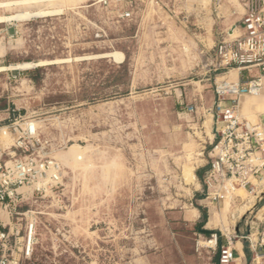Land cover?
<instances>
[{
	"label": "rangeland",
	"instance_id": "obj_1",
	"mask_svg": "<svg viewBox=\"0 0 264 264\" xmlns=\"http://www.w3.org/2000/svg\"><path fill=\"white\" fill-rule=\"evenodd\" d=\"M222 6L0 0V149L29 143L21 137L33 124V151L63 167L57 194L22 188L20 214L1 212L20 231L17 264H218L220 234L215 244V233L180 218L207 198L214 122L203 105L191 113L180 103L194 97L201 34L213 21L207 33L220 30ZM250 192L223 206L248 209L241 240L261 256L264 198L254 205Z\"/></svg>",
	"mask_w": 264,
	"mask_h": 264
},
{
	"label": "built area",
	"instance_id": "obj_2",
	"mask_svg": "<svg viewBox=\"0 0 264 264\" xmlns=\"http://www.w3.org/2000/svg\"><path fill=\"white\" fill-rule=\"evenodd\" d=\"M211 1L218 10L225 0ZM231 1L243 10L240 22L243 31L232 40L220 41L213 53L203 55L201 64L204 80L212 84L215 101L210 110L214 121L213 157L203 183L207 197L218 200L222 196L229 201L234 199L236 191L250 188L251 180L264 171V130L261 125L244 119L239 109L242 96H259L264 88V0ZM121 17L129 18L131 12H123ZM253 69H258L261 75L244 81L239 76L242 71L250 73ZM194 110L192 106L187 107L189 112ZM1 129L4 134L8 131L7 127ZM26 132L21 138L30 139L29 143L19 139L7 154L0 149V208L7 211L9 219L20 214L17 209L25 198L22 188H30L33 195L42 198L48 193L57 194L63 184L62 165L46 153L33 151V146L40 143L35 139L34 125L29 124ZM18 151L22 154L18 155ZM32 230L33 225L30 235ZM19 234V229L10 222L5 223L0 215V264L18 263ZM212 236L217 244L218 235ZM30 244L31 241L27 253ZM234 260L231 243L221 246L219 263L231 264Z\"/></svg>",
	"mask_w": 264,
	"mask_h": 264
},
{
	"label": "crops",
	"instance_id": "obj_3",
	"mask_svg": "<svg viewBox=\"0 0 264 264\" xmlns=\"http://www.w3.org/2000/svg\"><path fill=\"white\" fill-rule=\"evenodd\" d=\"M226 2V3H225ZM230 0L223 1L224 5L222 6V18H220V30L216 33L211 32V34L207 33L209 30V26H214L216 24L215 21L213 23H207L208 30L203 35L201 34V37L203 38V41L207 43V47L201 51V60L199 62L200 69L201 64L203 63L205 57H203L204 54L210 55L213 53L216 49L217 44L220 41H229L237 37L238 34L242 33V28L240 26L241 18L243 15V10L240 7V5H235L234 9L228 5ZM1 24V22H0ZM13 29V25H8L5 27V30H11ZM261 72L258 69H253L250 73L248 71H242L239 73V76L242 77V80H246L247 78L251 77H257L260 76ZM263 82H264V74H262ZM199 80L195 83L198 84V86L194 89V93L192 98H190V101L187 102H181L180 104L185 105V108L192 106L194 109H197V104L203 105L202 110L205 111V114L208 116H211L210 110L214 107L215 101H214V95H213V87L212 84L205 81L203 78V72L201 70ZM184 108V107H183ZM240 115L248 120L252 124H258L261 125L262 129L264 130V88L262 93L259 96H248L244 95L240 98ZM195 110L193 112H195ZM192 113V112H191ZM212 123L213 118L211 119ZM214 125H212V133H213ZM209 144H214L215 137L213 134V139H209ZM209 156V155H208ZM213 153L210 152V162L212 160ZM203 183V179H202ZM204 184V183H203ZM235 187H238L237 183L233 184ZM205 186V185H204ZM206 188V186H205ZM251 192L248 195L249 202H254L253 204H256V201L259 199L261 200L264 198V171L259 174L258 176L254 177L251 180V186H250ZM246 193V192H245ZM243 198V197H242ZM238 200V196L235 195L234 201ZM243 200V199H242ZM227 199L221 196L218 200H214L211 196L203 199V203H199L196 208L191 210L190 212H181L180 218L183 217V220H193L194 222H198L199 224L202 220V213L199 208H203L207 211L208 219L203 227L205 229H201V231L206 235H210L213 233H216L217 235L220 234V247L227 245L228 242L231 243V247L233 249L235 260L231 264H260V261L263 260L264 264V254H254V248L252 245L248 247L245 245V243L241 240V225L239 218L244 217V213L237 215V211H233L232 209H224V203H226ZM253 206V205H252ZM1 212L7 213V211L4 208H0V215ZM2 217V215H1ZM208 231V233H205L204 231ZM235 234V235H232ZM218 237V238H219ZM218 264L219 259H218Z\"/></svg>",
	"mask_w": 264,
	"mask_h": 264
},
{
	"label": "trees",
	"instance_id": "obj_4",
	"mask_svg": "<svg viewBox=\"0 0 264 264\" xmlns=\"http://www.w3.org/2000/svg\"><path fill=\"white\" fill-rule=\"evenodd\" d=\"M199 209H200V211L202 213V221L198 224V226L200 228H202L205 225V223H206V221L208 219V215H207V211L205 209H203V208H199Z\"/></svg>",
	"mask_w": 264,
	"mask_h": 264
},
{
	"label": "bare ground",
	"instance_id": "obj_5",
	"mask_svg": "<svg viewBox=\"0 0 264 264\" xmlns=\"http://www.w3.org/2000/svg\"><path fill=\"white\" fill-rule=\"evenodd\" d=\"M40 13H33V14H29V13H23V14H19V15H17L18 17H23V16H27V15H29V16H37V15H39ZM32 240V232H31V235H30V241Z\"/></svg>",
	"mask_w": 264,
	"mask_h": 264
},
{
	"label": "water",
	"instance_id": "obj_6",
	"mask_svg": "<svg viewBox=\"0 0 264 264\" xmlns=\"http://www.w3.org/2000/svg\"><path fill=\"white\" fill-rule=\"evenodd\" d=\"M205 233H208V231L206 230V231H204Z\"/></svg>",
	"mask_w": 264,
	"mask_h": 264
}]
</instances>
